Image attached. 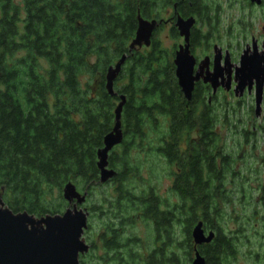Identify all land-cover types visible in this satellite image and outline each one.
Listing matches in <instances>:
<instances>
[{
  "label": "trees",
  "instance_id": "16d2710c",
  "mask_svg": "<svg viewBox=\"0 0 264 264\" xmlns=\"http://www.w3.org/2000/svg\"><path fill=\"white\" fill-rule=\"evenodd\" d=\"M172 4L181 17L208 16L205 0H0V198L13 213L43 217L66 209L68 183L86 197L111 184L113 194L102 193L90 210L103 232L101 253L93 248L80 264L90 253L98 264H191L198 222L214 233L196 247L205 264H229L236 254L219 222L229 195L227 180L214 171L215 152L223 169L229 157L209 128L210 108L197 90L185 100L173 53L153 37L149 47L129 51L137 18L155 19ZM123 55L110 96L107 70ZM120 96L126 99L122 142L107 158L115 176L100 184L97 151L114 127ZM150 127L158 130L151 141ZM145 151L174 168V203L140 177L134 153ZM138 218L152 229L154 247L145 255L133 253L135 241L123 238Z\"/></svg>",
  "mask_w": 264,
  "mask_h": 264
},
{
  "label": "rangeland",
  "instance_id": "374dc122",
  "mask_svg": "<svg viewBox=\"0 0 264 264\" xmlns=\"http://www.w3.org/2000/svg\"><path fill=\"white\" fill-rule=\"evenodd\" d=\"M14 2L19 3L20 0H14ZM219 2L220 0H205L206 5L211 8L208 9L211 12L210 14L207 12L208 17L206 19L203 17L201 24L199 23L196 28L201 29L204 33L210 30L211 38L210 40L208 39L209 48L207 50L204 48L202 50L197 49V53L203 54L205 52L206 55H211L213 43L216 45L220 44L219 46L221 47L231 45L232 51H234L236 46L242 49L245 41L249 42L250 33L246 37L244 33H241L240 29L235 30L233 26V19L235 18L247 20L252 25L251 34L259 40V43L263 42L264 44V30L262 29L264 27V8L250 7L245 0L233 1L232 4L234 5L232 7L228 2L222 1L221 4ZM216 6L219 16L215 11ZM170 12L171 9L167 11L161 10L159 17H168ZM213 12L219 18L217 31L215 29L217 27L216 23L213 21L208 23L209 18H214L211 16ZM232 27L233 29H231ZM169 29V26H165L153 37V39L160 42L162 48L167 50L174 43L180 44L182 42L181 40L172 39ZM235 32H237V36L236 39H233L231 36H234ZM218 36L220 38L217 39ZM217 98L218 102L216 101V106H213L217 121V131L220 137L217 141V147L224 148V154L226 153L237 159L234 164V169L237 171V180L234 181L236 185L234 188L229 183V179H227L226 189L229 197L226 204L222 205L223 219L219 221L222 233L233 238L235 242L236 254L229 261V264H264V132L260 131L258 133L255 131V138L248 140L249 144L246 147H244L245 139H242V135L240 136L242 130L252 131V128L257 127V125L263 127L264 121L254 118L253 97L245 98L236 114H234L236 108L232 96L219 94ZM262 109H264V103L262 104ZM225 123L227 124L225 125ZM234 125L237 130L235 134L233 130L229 129V127L232 128ZM166 126L164 120L159 118L158 130L164 132ZM145 130L149 135L148 139L150 141L156 138L154 133H157L158 130H153L152 127ZM234 143H237V146H234ZM134 155L135 159L141 161L140 177L144 183L148 182L150 186L154 187L162 199H167L169 203H174L175 199L170 194L172 183L170 174L174 171V168L169 167L154 152L147 154L145 151L138 155L135 152ZM144 183L139 186L146 188L147 186ZM110 185L107 184L104 187L95 188L91 195L86 197L84 204L80 206L88 213L87 230L83 234V239L86 243L91 241L94 243V246H96L94 250L97 255L101 253L102 243L95 237L100 233L101 226L97 215L90 210L95 203L102 201V193L113 194L109 188ZM66 205V209L70 208L68 204ZM123 238L124 240L133 238L132 241H135L133 253L143 254L150 252L154 247L151 227L144 224L142 220L139 221V218L134 221L133 226L126 227ZM90 255L87 258L84 256L86 264H98L96 260L92 261V254L90 253Z\"/></svg>",
  "mask_w": 264,
  "mask_h": 264
},
{
  "label": "water",
  "instance_id": "95a60500",
  "mask_svg": "<svg viewBox=\"0 0 264 264\" xmlns=\"http://www.w3.org/2000/svg\"><path fill=\"white\" fill-rule=\"evenodd\" d=\"M251 4L260 5L261 0H247ZM195 24L194 18L186 20L177 17L175 28L179 36L183 38L184 45L179 47L173 61L177 85L189 101L192 97L194 84L199 80L217 88V78L221 76L219 56H215L210 72L201 75L202 62L198 70H194L195 60L189 50L190 30ZM158 23L155 20L148 21L137 18V28L133 40L129 45V51L135 48L149 47L152 34ZM123 55L120 60L107 70L106 91L110 96L115 95L113 82L117 78L125 61ZM230 77L229 66L226 69ZM264 77V52L260 55L246 52L240 58V64L235 69V78L238 80L237 89L243 90L246 83L252 79L260 80ZM120 102L115 109V124L110 133L103 139V148L97 151V168L99 182L104 184L115 176V171L108 168V154L122 142L120 117L125 97L120 96ZM262 101L261 85L256 86L255 113L259 114ZM62 198L70 208L62 214L35 217L26 212L13 213L0 198V264H80L79 258L89 251V246L83 239L87 229L88 213L80 206L86 200V192L79 193L75 186L68 183L62 190ZM191 238L195 246L191 264H205L203 257L196 250L197 246L209 244L214 233H205L202 222H198L191 231Z\"/></svg>",
  "mask_w": 264,
  "mask_h": 264
},
{
  "label": "flooded vegetation",
  "instance_id": "af4514ba",
  "mask_svg": "<svg viewBox=\"0 0 264 264\" xmlns=\"http://www.w3.org/2000/svg\"><path fill=\"white\" fill-rule=\"evenodd\" d=\"M222 1H224L225 3L228 2L230 4V6L232 7L234 5V4H232V2L235 0H220L219 3L221 4ZM245 1L247 2V4L250 7L255 6V7H259V8H264V0H261V4L259 6L255 5V4H251L247 0H245ZM189 6H191V3H189ZM167 8L171 9V12L168 13V17H159L158 16L155 19H151L148 21L155 20L158 23L157 27L155 28V30L152 34V37H154L161 29H164L165 26H169L170 37L174 40L176 39V40L182 41L180 44L174 43L173 46L169 49V51H171L173 53L172 63L174 61L176 52L179 50V47L184 45L183 38H181L179 36V33H178L177 29L175 28V23H176L177 17H180L184 20H186L188 18H194V20H195V24H194L193 28L190 30V35H189V50H190V54L193 56V58L195 60V67H194L195 71L198 70L199 65L203 61L206 62L207 66H205V63H203V68H202V71L200 72L201 75L204 76L205 73L210 72L212 70L215 56H219V59H220L219 60V66L221 68L220 69L221 70V74H220L221 76H219L217 78V88L215 90H213L211 85L205 84V83H203L202 80H199L198 82H196L194 84V89H193V92L197 90V94L199 95L201 101H204L203 103L206 104L210 108V114L213 115V121L210 124L209 128L214 133V139L216 141H218V139H220L218 131H217V126H216L217 125L216 116H215V112H214V108H213V106L214 107L216 106V101L218 102L217 96L219 94H224V95L229 94L230 96H232V98L234 99L233 101H234L235 108H236V111L234 114H236V112L238 111V108L240 107L242 101L245 98H247V97L252 98L253 97V103H254L253 115H254V118L264 121V109H262V104L264 103V77L260 78V80L252 79V81L250 83H246L245 88L241 91L239 89H237L238 80L235 78V69L239 66L240 58L244 52H246L249 56H251L252 54L260 55L264 52L263 42L259 43V40L256 39L253 34H251L252 25L247 20H243V19L238 20L237 18L233 19V26H234L235 30L240 29L241 33H244V35L246 37H247V34L250 33V37H249L250 40H249V42L245 41L242 49H239V47L236 46L234 48V51H232L231 45L226 46V47H221V46H219L220 44L216 40V42L219 45H216L214 43L212 44L211 55H206L205 52L203 54H199L196 52L197 49L202 50V48H204L205 50H207L209 48L208 43H209V40L211 38L210 30H207V32L204 33L201 29H197L196 26H198L199 23L201 24V18L200 17H193V16L181 17L179 14H177V9H176L175 4H172L171 6L165 7L164 10L167 11L168 10ZM216 8H217V6H216ZM216 8H215V11L218 15L219 14L218 8L217 9ZM208 9H211V8L209 7ZM208 12L210 14L211 11L208 10ZM211 16L214 18H209L208 23L213 21L214 23H216V26H217V24H219V18H217V16L214 15V12L212 13ZM207 17H205V19ZM218 28H219L218 26L215 28L216 31L218 30ZM231 29H233V27ZM262 29L264 30V27ZM173 30L175 31L176 36L175 35L173 36L171 34V32ZM216 31H215V33H216ZM216 35H217V33H216ZM236 36H237V32H235L234 36H231V38L236 39ZM218 38H220V36H218L217 39ZM142 47H144V46H142ZM228 66H229L230 73H231L229 78H228L227 73H226V69ZM259 83L261 85L262 101H261V105H260L259 114L256 115V113H255V94H256V86H258ZM199 105H200V110H201L200 113H201L204 107L202 104H199ZM232 110L234 111L233 108H232ZM250 112H251V110H250ZM226 124L227 123H225V125ZM199 129H202V127H200ZM229 129L231 131L233 130L234 134L237 132L235 125H234V127L232 126V128L229 127ZM255 131H257L258 133H260V131L264 132V126L262 127L260 125H257V127L252 128V131L242 130L240 132V136L242 135V139H245L244 140V142H245L244 147H246L249 144L248 140H252L255 138L254 137ZM234 146H237V143H234ZM220 154H221L220 151L215 152V155L217 157H216V165H215L214 171H215L216 175L219 176V178H221L223 176L226 180L229 179V183L232 184L233 187L235 188L236 184L234 183V181L237 180V171L234 169V164H235L237 159H236V157L233 158L230 155L225 153V155L228 156L229 158H227L228 162H226V164H225L226 167H225V169H223L221 166L222 164H221ZM206 172H207L206 169L203 168L202 175L205 176ZM85 231H84V233H85ZM102 233H98L97 236L95 237V239L100 240V243H102V240L100 237V235ZM132 239L133 238H131L129 240H132ZM86 244L89 246V251L96 247V246H94V243L92 241L89 243H86ZM145 254L146 253H144V255Z\"/></svg>",
  "mask_w": 264,
  "mask_h": 264
},
{
  "label": "bare ground",
  "instance_id": "6f19581e",
  "mask_svg": "<svg viewBox=\"0 0 264 264\" xmlns=\"http://www.w3.org/2000/svg\"><path fill=\"white\" fill-rule=\"evenodd\" d=\"M83 205V204H82Z\"/></svg>",
  "mask_w": 264,
  "mask_h": 264
}]
</instances>
